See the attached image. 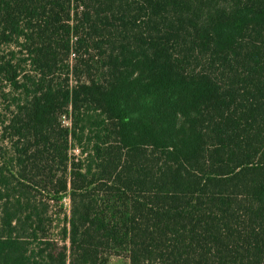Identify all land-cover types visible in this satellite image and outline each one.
I'll list each match as a JSON object with an SVG mask.
<instances>
[{
  "label": "trees",
  "instance_id": "obj_1",
  "mask_svg": "<svg viewBox=\"0 0 264 264\" xmlns=\"http://www.w3.org/2000/svg\"><path fill=\"white\" fill-rule=\"evenodd\" d=\"M0 84V264H264V0H0Z\"/></svg>",
  "mask_w": 264,
  "mask_h": 264
},
{
  "label": "rangeland",
  "instance_id": "obj_2",
  "mask_svg": "<svg viewBox=\"0 0 264 264\" xmlns=\"http://www.w3.org/2000/svg\"><path fill=\"white\" fill-rule=\"evenodd\" d=\"M1 87H2V89L4 88V90L6 91V86H3L0 84V88ZM13 95L14 94H11V93H7L6 96L0 95V121L2 119H4L6 116H8L10 111L14 109V107L12 105V103H13L12 96ZM63 120H64L63 122L65 125H70L69 118L64 117ZM6 145L7 144L2 141L1 134H0V146L3 148V147H6ZM72 152H74L75 154H78V149L75 148ZM64 204H65L64 205V212H66L69 210V206H70L68 198L64 199ZM51 209L53 210L54 208H51ZM52 216H54L53 213H52ZM56 240H57V242H56V245H54V246L56 247L57 251L64 244H67V246H68V243L67 242L64 243V241L61 238H57ZM105 256L108 259L107 264H129V259L127 257L126 252L123 251V249H115V250L113 249L111 251H107L105 253Z\"/></svg>",
  "mask_w": 264,
  "mask_h": 264
}]
</instances>
